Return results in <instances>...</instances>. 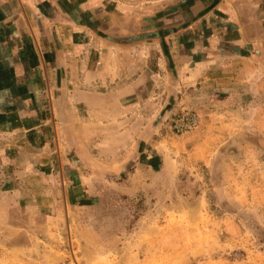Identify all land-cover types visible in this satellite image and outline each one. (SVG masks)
Here are the masks:
<instances>
[{
  "label": "rangeland",
  "instance_id": "rangeland-1",
  "mask_svg": "<svg viewBox=\"0 0 264 264\" xmlns=\"http://www.w3.org/2000/svg\"><path fill=\"white\" fill-rule=\"evenodd\" d=\"M148 42L132 138L116 152L59 125L34 162L2 133L0 264H264V101L256 87L184 85Z\"/></svg>",
  "mask_w": 264,
  "mask_h": 264
},
{
  "label": "crops",
  "instance_id": "crops-1",
  "mask_svg": "<svg viewBox=\"0 0 264 264\" xmlns=\"http://www.w3.org/2000/svg\"><path fill=\"white\" fill-rule=\"evenodd\" d=\"M149 40L184 85L229 97L256 87L264 101V0H0V140L9 132L34 162L59 125L89 148H122ZM118 162H107L111 176Z\"/></svg>",
  "mask_w": 264,
  "mask_h": 264
},
{
  "label": "built area",
  "instance_id": "built-area-1",
  "mask_svg": "<svg viewBox=\"0 0 264 264\" xmlns=\"http://www.w3.org/2000/svg\"><path fill=\"white\" fill-rule=\"evenodd\" d=\"M187 117L191 118L190 123L184 122V120ZM196 120H197V114L196 113H189L188 116H185L182 118V120H181L182 122L177 124L176 129L178 131L187 130L191 126L192 122H196ZM61 264H80V263L77 260L76 256L73 254L71 258L64 260Z\"/></svg>",
  "mask_w": 264,
  "mask_h": 264
}]
</instances>
